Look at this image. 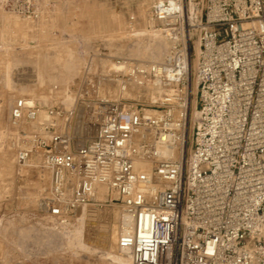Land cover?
Listing matches in <instances>:
<instances>
[{"label":"built area","instance_id":"obj_1","mask_svg":"<svg viewBox=\"0 0 264 264\" xmlns=\"http://www.w3.org/2000/svg\"><path fill=\"white\" fill-rule=\"evenodd\" d=\"M51 2L0 10L38 20ZM147 18L167 52L115 57L122 69L107 81L120 94L81 96L96 104L92 137L74 145L71 110L13 101L10 126L33 128L16 160L44 150L53 218L94 207L105 187L128 221L116 247L130 264H264V0H156Z\"/></svg>","mask_w":264,"mask_h":264},{"label":"rangeland","instance_id":"obj_2","mask_svg":"<svg viewBox=\"0 0 264 264\" xmlns=\"http://www.w3.org/2000/svg\"><path fill=\"white\" fill-rule=\"evenodd\" d=\"M155 1L52 0L38 20L0 10V264L118 261V202L103 198L94 207L83 206L94 210L96 217L86 221L90 224L80 221L76 231L82 207L69 218L49 216L42 205L50 181L41 165L44 150L32 148L26 162L19 164L16 155L29 146L26 134L33 128L14 130L9 115L13 101L24 97L41 109L71 110L70 131L74 135L83 130L74 145L92 137L96 104L82 101L81 96L97 95L99 79L110 78L113 71L107 61L115 62L120 56L132 62H153L166 54L168 46L160 55L142 52L149 43L150 30L144 25L147 12ZM125 97L134 98L133 94ZM78 236L82 246L67 244L69 237Z\"/></svg>","mask_w":264,"mask_h":264},{"label":"bare ground","instance_id":"obj_3","mask_svg":"<svg viewBox=\"0 0 264 264\" xmlns=\"http://www.w3.org/2000/svg\"><path fill=\"white\" fill-rule=\"evenodd\" d=\"M147 19L148 18H146L145 23L147 22ZM148 30H150V29H148ZM151 31L152 30H150V32ZM150 32L147 34L148 35V38H149L148 39V41H149L148 48H147L146 51H142V52L145 53V54L160 55L161 52H162V50L165 49V47L168 46V41L165 39V37L157 34L156 32H153V31H152L153 33H150ZM164 56L162 58H160V60H162L164 58ZM156 61H158V60H156ZM107 63H108V66L110 67L111 71H113L115 73H118V71L122 69V64L121 63H115V62H112V61H107ZM189 69H190V66L188 65V71H189ZM104 82H106L107 84H103ZM98 83H99L98 84V93H99V95L102 98H106L108 96H113V95L114 96H118L119 95V93H118L119 92V86H118L119 83H118V80L115 81L114 87H111L109 85V82L107 81V79H99V82ZM137 91L138 90H137V88L135 86H129V88L123 93V95L124 96H131V94H133V96H136ZM67 98L70 101V103H71V101H73L71 99V96L70 95H67ZM29 102H31V101H29ZM191 105H192V109H193V112H194L195 111V109H194V107H195V101L194 100L192 101V104ZM61 123H62V121H61ZM78 131L79 132H77L76 134H74V138L77 139V140L78 139H81V137H82L81 134H83V130L82 129H79ZM169 154H170L169 152H164V155H169ZM44 171L48 174V177H49V172L46 169H44ZM105 195H106V189H105V187L99 185L97 187V196L100 199H103V198H105ZM95 217H96V213L94 212V210H91V209L86 210L84 207H82V212H81V214L76 219L77 220V224L74 227V230L76 231L81 226V225H79V222L80 221H85L86 222V221H89V220H94ZM120 218H121V227H120V231H121L123 228H125L127 226L128 221L124 217L122 211H121V217ZM86 223L87 224H90L89 222H86ZM100 230H102V231L105 232L106 231V226H102V228ZM79 237L80 236L73 237V238L72 237H69V240H67L68 241L67 244H69L70 246L71 245H74V244H77L78 246H82L83 244H82L81 240L78 239ZM103 240H102V242H103ZM117 260L118 261H116V259L113 258L112 263L113 264H130L129 258L125 254H123V253H120L119 254V257H118Z\"/></svg>","mask_w":264,"mask_h":264}]
</instances>
